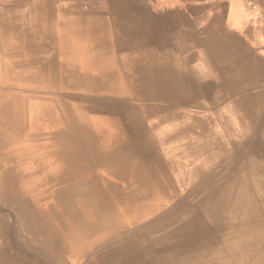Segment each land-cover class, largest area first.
I'll use <instances>...</instances> for the list:
<instances>
[{
  "label": "bare ground",
  "instance_id": "obj_1",
  "mask_svg": "<svg viewBox=\"0 0 264 264\" xmlns=\"http://www.w3.org/2000/svg\"><path fill=\"white\" fill-rule=\"evenodd\" d=\"M136 1L107 0L117 22ZM140 1L142 53L116 23L117 50L61 71L77 30L51 0H0V264H264V89L225 70L221 112L190 66L235 44Z\"/></svg>",
  "mask_w": 264,
  "mask_h": 264
},
{
  "label": "crops",
  "instance_id": "obj_2",
  "mask_svg": "<svg viewBox=\"0 0 264 264\" xmlns=\"http://www.w3.org/2000/svg\"><path fill=\"white\" fill-rule=\"evenodd\" d=\"M51 1L52 10L55 11L52 20L60 26H71L77 30L76 35H61L55 41L54 54L57 57L56 61H53L59 70H72L63 62L77 60L79 55L89 56L95 62V60L98 61L103 56L111 54L113 47L117 50V36L114 33L116 23L120 24L119 27L122 30L131 31L132 36L124 35L122 37V45L125 46V49H129L128 51L131 53H142L138 49L134 51L127 46L130 43L132 45L133 41L142 43L144 1L137 0L135 11H130L131 13L125 17H120L118 22L116 16L113 15L112 6L107 0H85L84 3L88 9L83 10L73 6L72 11L66 8L67 5H63L65 1L62 4L58 0ZM98 1L106 2L107 11L105 13L96 11L95 3ZM178 2L180 6L184 7V12L188 13L187 20L196 29L195 31L202 41L216 36L231 40L236 46V57L228 58L223 54L221 57H217L216 63L213 62L214 58L207 51L201 50L199 54L194 55L195 61L190 66L191 70L202 72L205 75L207 72L211 75L216 73L217 79L211 83L220 87V95H216L215 101L221 112H225L227 106L222 103L228 102L230 99L228 95H224L223 88L230 85L223 77L225 70L233 68L243 71L246 76L251 78L250 86L253 87L251 91L260 93L264 89V0H178ZM185 3L187 4L185 5ZM213 30L215 33L212 32ZM133 31L135 35H133ZM213 34L215 35L213 36ZM71 43L75 44V48L70 45ZM172 53L175 54L174 51ZM34 65L36 64L34 63ZM34 65L31 64V67ZM42 68L48 69L46 66H42ZM206 83H208L207 79H200L199 84ZM260 101L264 103V98ZM260 116L264 117V109Z\"/></svg>",
  "mask_w": 264,
  "mask_h": 264
},
{
  "label": "rangeland",
  "instance_id": "obj_3",
  "mask_svg": "<svg viewBox=\"0 0 264 264\" xmlns=\"http://www.w3.org/2000/svg\"><path fill=\"white\" fill-rule=\"evenodd\" d=\"M60 2V4L63 3V5H67L66 8L71 10L72 11V7H76V8H79V9H88L87 6L85 5L86 2L85 0H58ZM68 6H71V7H68ZM89 6V5H88ZM95 8H96V11L97 12H102V13H105V11H107V4L106 2H101V1H98L97 3H95ZM214 18V17H212Z\"/></svg>",
  "mask_w": 264,
  "mask_h": 264
}]
</instances>
